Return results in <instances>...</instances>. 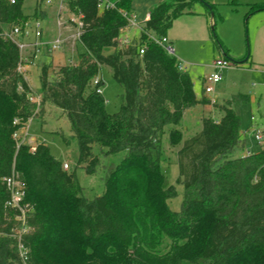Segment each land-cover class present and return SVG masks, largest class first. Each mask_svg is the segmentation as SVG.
Wrapping results in <instances>:
<instances>
[{"label":"trees","instance_id":"obj_1","mask_svg":"<svg viewBox=\"0 0 264 264\" xmlns=\"http://www.w3.org/2000/svg\"><path fill=\"white\" fill-rule=\"evenodd\" d=\"M22 1L0 0V264H264V146L243 154L246 140L230 102L221 107L218 121L203 118L200 131L184 140L179 129L184 112L209 101L196 98L179 61L145 34L128 47L118 46L126 16L134 14L132 0H114L115 9L103 13L96 0H63L70 13L82 16V52L75 64L59 67L54 80L48 78L51 65L41 66L35 112L28 84L17 72L22 60L10 34L45 13L40 0L33 15H24ZM199 1L159 3L143 23L145 30L167 37L177 18L195 14ZM263 10L264 4H255L247 15ZM101 66L110 68L122 89L121 106L112 114L92 85L95 78L103 84ZM44 105L67 118L77 165L87 175L101 166L102 195L85 198L75 171L63 170L45 144L34 152L17 144L14 134L39 118ZM167 127L169 145L179 147L178 210L169 207L177 191L161 171ZM119 153L117 163L100 165V157ZM9 178L20 182V205L28 206V232L20 240L25 259L12 238L21 212L6 205Z\"/></svg>","mask_w":264,"mask_h":264},{"label":"rangeland","instance_id":"obj_2","mask_svg":"<svg viewBox=\"0 0 264 264\" xmlns=\"http://www.w3.org/2000/svg\"><path fill=\"white\" fill-rule=\"evenodd\" d=\"M201 1L213 5L212 9L205 7ZM201 1L194 5L195 14L179 17L168 31V35L176 37L172 43L174 57L181 62L184 71L189 74L194 84V91L199 97L204 94L206 83L203 79L212 73L214 60L223 58L225 53L228 55L230 67L223 71L222 80L214 86L213 93L205 95L211 101V112L203 110L202 114L192 111V114H187L182 119L179 129L183 133L184 140L194 136L200 131L203 118L220 117L221 111L213 107V103L226 105L230 101L231 108L240 118V131L246 140L243 154L256 153L264 146V11L251 15L247 13L251 6L264 4V0ZM39 2L40 0H23V14L33 15ZM63 5L61 9L57 0H53L51 4H46L45 0L41 2L39 10L45 13V18L39 22L45 43H52L58 36L57 17H62L64 21L71 16L65 4ZM72 17L75 18L76 15L73 14ZM123 35L136 40L140 35L138 26L130 27ZM217 42L223 49L218 47ZM80 52L82 49L77 43L74 45L67 43L60 50L47 53L48 58L45 61L47 63L43 64L51 65L48 71L49 80H54L59 67L75 64ZM43 64L35 65L32 60L29 61V73H27L28 67H25L26 70L22 75L30 89L29 95L36 99L35 103L30 102L35 105V112L40 110L39 75ZM99 77L103 82L101 89L106 111L109 114L115 113L122 103V89L112 78L110 68L101 66ZM169 129L170 127L165 129L162 137L161 171L177 191V196L169 202V207L178 210L183 192L179 184L177 168L179 147L169 145ZM254 129L263 135L262 143L253 139ZM15 134L14 139L18 145L23 144L35 149L37 144L43 143L55 160L62 164L66 163L68 171L74 170L85 198L92 199L102 195L104 181L101 166L94 175H87L84 169L77 165V143L71 137L67 118L59 109L44 105L39 118L29 119ZM93 152L98 154L99 149L94 146ZM121 158V153L107 159L100 157V165L117 163Z\"/></svg>","mask_w":264,"mask_h":264},{"label":"built area","instance_id":"obj_3","mask_svg":"<svg viewBox=\"0 0 264 264\" xmlns=\"http://www.w3.org/2000/svg\"><path fill=\"white\" fill-rule=\"evenodd\" d=\"M10 3H14V0H8ZM59 4V8L62 9L64 6L63 0H57ZM53 0H45L46 4H51ZM63 5V6H62ZM96 8L99 13H103L104 11L115 9V1L114 0H96ZM66 10V9H65ZM123 16H126L125 11L119 9L118 10ZM68 12V11H67ZM71 16L67 20H62V17H57V27H58V36L52 43H45L42 39V27L39 22V20L28 23L25 25L23 29L15 28L11 34L10 37L13 40V42L16 44L20 56H21V63L17 67V72L21 75H23L25 71V67L29 65V61H33L41 54L44 50H46L48 53L60 50V48L67 44H78L80 41V36L82 33V16H76L75 18L72 17V13H69ZM59 15V14H58ZM57 15V16H58ZM127 18V28L130 27H136L138 26L140 34H145L147 39L154 43L155 45L162 48L168 55L174 56V49L167 37H161L158 38L153 32H147L145 30L144 24L137 23L136 17L134 14L130 16H126ZM125 29V30H126ZM123 33V32H122ZM120 34V36L117 39V44L119 47H128L132 44L133 40L129 39L128 37L124 36L123 34ZM144 52V48L139 49V55L141 56ZM24 54V55H23ZM230 67V61L226 57H220L213 61L212 63V73L204 79L206 86L203 89V93L205 95L211 94L214 91V86L217 85L221 79H222V73L226 69ZM179 70H184L181 62H179L178 66ZM99 84V78H95L92 82L93 86H96V93L102 94L101 86H98ZM98 86V87H97ZM21 91V89H20ZM29 102L35 103L36 99L33 98V96L28 95L27 97ZM17 123V120H14L13 124ZM253 139L257 141L258 143L263 142V135L257 131L256 129L252 132ZM14 137H16V134H14ZM31 152H34V148L30 150ZM62 169L67 171L68 165L66 163L62 164ZM6 185L8 186L11 197L8 202H6V205L11 208H16L21 212V215L18 216L16 219L18 221V225L15 228L12 238L17 240L19 250H20V256L21 258L25 259L26 256V250L22 247L20 240L23 235H25L28 232V227L26 226L25 220H24V212L27 210L28 206L21 207L20 201L22 197L24 196L23 187L20 184V182L15 181L14 179H6L5 180Z\"/></svg>","mask_w":264,"mask_h":264},{"label":"crops","instance_id":"obj_4","mask_svg":"<svg viewBox=\"0 0 264 264\" xmlns=\"http://www.w3.org/2000/svg\"><path fill=\"white\" fill-rule=\"evenodd\" d=\"M164 1H166V0H132V9H133L134 16L136 17L137 23L143 24L147 20L149 14L153 10V8H155L159 3L164 2ZM260 12H262V11H259L257 13H260ZM254 14H256V13H254ZM183 16H185V15H183ZM180 17H182V16H180ZM128 29L124 30L122 34H126ZM167 38L169 39V41L172 45L173 40H175L176 37H174V35L171 36V35L167 34ZM47 53L48 52L46 50H44L43 53L41 54V56H39L38 58H36L35 60L32 61L33 64L37 65L40 63L41 64L47 63V62H45L48 58ZM28 66H26V67H28ZM27 69H28L27 73H29V67ZM100 79H101V77H100ZM203 81H204V79H203ZM193 90H194V84H193ZM194 94H195L197 99H200L201 97H205L209 101V103L206 105H197L195 107H192V108L186 110L184 112L183 119L186 117L187 114H192V111H197V112H200L202 114H203V110L211 112V107H212L211 101L207 98V96H205V94H201L199 97L195 91H194ZM228 102H230V101H228ZM212 105H213V107L217 108L219 111H221V107L224 106L223 103L218 105L216 102L213 103ZM230 107H231V105H230ZM222 116H223V112L221 111V115L219 118H216V119L212 118V119L215 121H218Z\"/></svg>","mask_w":264,"mask_h":264},{"label":"water","instance_id":"obj_5","mask_svg":"<svg viewBox=\"0 0 264 264\" xmlns=\"http://www.w3.org/2000/svg\"><path fill=\"white\" fill-rule=\"evenodd\" d=\"M200 1H201V0H200ZM201 2H203V1H201ZM206 6L210 9V6H209V5L206 4Z\"/></svg>","mask_w":264,"mask_h":264}]
</instances>
